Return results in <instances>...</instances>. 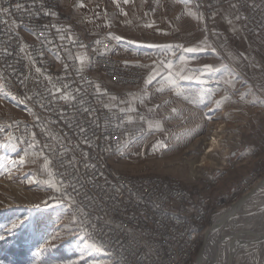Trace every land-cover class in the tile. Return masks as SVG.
<instances>
[{"label": "rangeland", "instance_id": "rangeland-1", "mask_svg": "<svg viewBox=\"0 0 264 264\" xmlns=\"http://www.w3.org/2000/svg\"><path fill=\"white\" fill-rule=\"evenodd\" d=\"M53 2L57 8L56 15L64 17L60 0ZM234 13L236 11L231 10L228 14L232 24L213 27L209 22L215 18L210 19L211 16L201 12L196 0H128L127 3L124 0H111L106 4V13L101 12V15L108 19V27L98 34L122 38L123 41H116L124 55L130 56V59H143L140 63L144 68L145 81L137 87L140 88L139 91L146 85L150 69L157 66L154 63L157 61L163 64L159 65V75L148 84L150 90L157 78L168 70V61L178 69L184 67L188 75L193 74L188 69L196 70L203 80L207 77L208 81L201 83L181 78L183 87L177 99L161 97L158 103L153 101L151 94H145L139 98L134 97L131 101L134 105L127 102L122 104L124 108L116 107L129 112L134 121L144 116L141 125L145 130L144 135L136 140L134 137L123 138L125 145L129 144L124 145L131 164L128 170L138 174L114 168L117 175L174 177L179 180L180 187L204 186V193L221 195L238 187L255 171L258 178L256 185L247 193H242L233 203L227 204V208L251 193L264 180V105L259 101L264 97V29L254 33L246 31L242 20L241 23L235 20ZM65 19L78 22L71 18ZM72 31L82 32V25L72 23ZM83 35H93V32L89 27L83 28ZM149 45L184 47H181L182 53L178 54L173 48L169 51ZM187 47L204 50L189 53L184 50ZM80 48L94 50V41H80ZM129 50L134 56L128 53ZM165 52L171 53L167 61L163 56ZM158 53L162 55L159 56ZM138 54H141L140 59ZM86 55L87 51L81 50L70 57L84 58ZM181 56L185 58L184 65H181ZM83 60L84 65H87L88 61ZM205 64L213 65L218 71L199 72ZM61 66V54H54V61L49 62V69L61 70ZM90 67H97V60H90ZM121 68H128V60H121ZM0 74V97H3L0 99L6 100L5 103L0 102V120L4 115V119L14 120V124H18V131H25V124L35 118V108L28 103H20V95L16 89L3 82L4 71H0ZM214 76L217 78L214 79ZM93 77L98 79V87L101 90L107 88L108 93L111 91L110 84L136 88V81L116 82L112 78L113 70L110 69L93 68ZM228 80L232 83H226ZM213 82L221 84V90L227 97L223 99L222 107L213 106L209 101L206 105V99L200 101V93L205 90V85L211 90ZM163 90L161 89L162 93ZM118 92L122 91L114 93ZM111 95L117 100L123 97L117 98L111 91L107 105ZM210 97L208 95V100ZM126 100L125 97L120 102ZM136 101L139 105H136ZM19 107L27 115L13 111ZM139 112H143V115H139ZM27 137H22V144H19L16 136L9 134L8 128L0 124V235L5 236L4 240H0V264L121 263L114 260L113 249L103 247L102 240L94 238L93 234L91 237L87 236L82 228H74L71 235L66 233V226H69L66 217L70 216L73 209L58 199V192L48 184L49 180L57 182L56 175L50 169L48 151H43L42 145H36L32 136L26 141ZM131 141L133 143L130 144ZM211 148L215 150L207 158L206 152ZM234 153L236 155L233 157ZM21 157L25 160L23 164L20 163ZM45 157L49 160L48 167H45ZM109 165L112 167L110 162ZM258 169L262 171H256ZM213 176L218 179L214 187L212 184L204 185ZM263 201L264 195H261L246 204L244 211L252 208L254 211L244 212L236 225L242 226L243 231L251 232L250 229L256 227V222L264 220V213L257 210ZM220 211V206L202 203V222L209 223L207 230L214 215ZM17 220H23L24 223L12 232H7ZM191 223L198 233L201 232L198 222ZM262 231H258L262 238H251L248 241L243 239L231 243L229 238L234 237V233L224 236L226 239L222 242L226 248L223 260L220 259L217 263L264 264ZM57 233L63 239L56 241L55 247L40 254V246ZM205 237L206 233L199 239L203 240L201 246L206 244ZM93 242L103 250L91 249ZM86 246H89L91 254L80 259L81 250ZM201 248L189 260L195 257L197 259Z\"/></svg>", "mask_w": 264, "mask_h": 264}, {"label": "built area", "instance_id": "built-area-1", "mask_svg": "<svg viewBox=\"0 0 264 264\" xmlns=\"http://www.w3.org/2000/svg\"><path fill=\"white\" fill-rule=\"evenodd\" d=\"M196 1L201 12L208 16L213 11L218 14L228 5H237L239 14L247 17L241 19L246 31L254 33L264 29V0ZM17 4L23 7L17 9ZM0 7L10 9L8 13H0V71H4L6 81H11L20 101L25 100L35 108V118L25 124V131H18V124L4 119V115L0 124L16 136L19 144H22V137L36 134L34 142L42 145L43 151H48L50 169L62 190L61 180L69 178L62 175L65 168L71 172L68 160L75 157L74 162L82 175L86 171L85 162L89 166L95 165L88 174L94 175L97 187L88 184L87 188L89 195L98 198V203L85 211L89 219L99 216L104 219L95 221L97 230H92L91 225L85 227L102 240L103 247L113 249L115 261L185 264V257L191 256L192 247H202L203 241L196 240L191 222H198L204 235L209 225L202 222V203L225 209L227 204L256 185V172L238 187L221 195L204 193V186L180 187L179 180L174 177L117 175L114 167L109 165V154L123 149L124 137L136 140L145 132L133 125L129 112L107 105L111 93L107 88L101 90L98 87L93 68L113 70L112 78L116 82L136 81L137 88L145 81L141 54H138L140 60L125 56L119 42L108 34L83 35V28L88 27L55 15L53 0H0ZM72 23L82 25V32L72 31ZM80 41H94V50L80 48ZM176 46H173L174 52L182 53L181 47ZM81 50L87 51L84 58L70 57ZM54 54H61V70L49 69ZM163 56L167 61L171 53L165 52ZM83 59L88 61L87 65ZM90 60H97V67H90ZM121 60H128V68H121ZM113 94L121 98L124 92ZM65 95L69 99L65 100ZM5 101L0 99V102ZM42 104L46 107H41ZM81 126L85 132L80 131ZM85 139L89 143H85ZM62 163L65 167H61ZM217 182L213 176L204 185L214 187ZM67 191L71 192V189ZM105 196L110 198L105 200ZM63 202L69 205L67 199ZM193 264H197V259H193Z\"/></svg>", "mask_w": 264, "mask_h": 264}, {"label": "snow or ice", "instance_id": "snow-or-ice-1", "mask_svg": "<svg viewBox=\"0 0 264 264\" xmlns=\"http://www.w3.org/2000/svg\"><path fill=\"white\" fill-rule=\"evenodd\" d=\"M124 2L127 3L128 0H124ZM16 7H17V9H19V8H22L23 5L17 4ZM231 7L234 9H237L236 13H234L236 21H240L241 19H244V20L247 19L246 16H242L239 14V10H238L237 5H231ZM9 11H10V9L7 7H0V13H8ZM216 14H217L216 11H213L211 14V18L214 19ZM228 23L232 24L233 21L229 20ZM63 38L64 37L62 36L61 39H63ZM113 39L119 40L120 38L119 37H113ZM97 43H100V42L97 41ZM149 47H162V48H165V49L170 51L173 48V45H164V46L149 45ZM176 47H184V46L183 45H177ZM184 50L186 52H189V53H195L197 51H203L204 49L198 48V47H187ZM42 54L43 53H41V55ZM173 55H175V53H173ZM179 59L181 61V65H184L185 58L183 56H181V57H179ZM154 63L157 66H154L150 69V73H149L147 81H146L148 84H151L152 81L156 78V76L159 75V65L163 64V62H161V61H157ZM141 67H143V65H141ZM166 67L168 70H170V75L168 77V80H169V82L174 84L175 81L172 80V73H171V70L174 68V65L171 61H168L166 64ZM36 71L40 72V69L37 68ZM187 71H191V72H193V74L192 75L186 74L185 68L180 67L175 72V75L180 76L184 80H198L201 83H208V81L203 80L201 78V75L196 70L188 69ZM215 71H218V69H216L213 65H210V64L203 65L202 68L199 70V72H203V73H211V72H215ZM0 76H2V74H0ZM21 83L23 84L24 82L21 81ZM226 83H232V81L228 80V81H226ZM65 87H67V86L65 85ZM233 87H234V85H233ZM57 91H59V89H57ZM201 95H202V93H201ZM0 98H3V97H0ZM63 98L65 100H67V99H69V96L65 95ZM26 99L31 100L32 98L26 97ZM112 99L115 100V97H112ZM225 99H227V97ZM20 103H25V100H21ZM217 104L219 105L220 101H217ZM41 107H46V105L42 104ZM122 111H123V109H122ZM174 111H175V109H174ZM37 119H39V117ZM80 131L85 132L86 130L81 126ZM32 137H33V140L35 141L36 134L33 133ZM84 142L89 143V141L87 139H85ZM45 147H51V145H45ZM25 155H27V153ZM81 155H82V157H86L85 153H81ZM45 159H47V157H45ZM74 160H75V157H73L72 159L67 161V165L71 167V172H68L67 168H65V172L62 174L65 177H69L67 180H61V184L63 185V190H62V187L57 185V182L55 180H49L48 184L52 188H55L57 192L61 193V196L58 197V199H60L61 201L67 199V201L69 203V207L73 209L70 216L66 217V219L69 220V226H66V229H65L66 233L71 235L73 233L74 228H82L83 231L85 232V234L87 236L91 237L92 232L90 231V229L88 227H85V225H91L92 230H97L95 221L104 219V217H102V216L89 219L88 218V212L85 211V208H90V209L94 208L95 205L98 203V198L96 196L89 195V190L87 188L88 184H92V186L94 188L97 187V185L95 184L94 175L88 174V173L92 172V170L95 168V165L89 166V164L87 162H85L84 168L86 171L82 175V174H80L79 169H78L76 163L74 162ZM24 162H25L24 157H21L20 163L23 164ZM45 167H48V165L46 164ZM61 167H65V165L62 163ZM85 177H86V179H85ZM69 188L71 189V192L67 191V189H69ZM81 190H83V191H81ZM73 193L75 195H73ZM79 197H83V199H78ZM109 198L110 197H107V196L104 197L105 200H107ZM85 201H87V204L84 203ZM77 214H79V215H77ZM23 223H24L23 220H17L15 222H13L11 227L8 228L6 231L12 232L14 229L19 227ZM4 239H5V236L0 235V240H4ZM61 239H63V237L59 233L54 234L48 240H46L43 245L40 246V248L38 249L39 253L43 254V253L47 252L49 250V248L55 247V242L59 241ZM90 248L97 250V251L103 250V248L98 247L95 242H93L90 245ZM90 248H89V246H86L84 249L81 250L80 259H84V257L86 255L91 254ZM37 264H39V262H37Z\"/></svg>", "mask_w": 264, "mask_h": 264}, {"label": "crops", "instance_id": "crops-1", "mask_svg": "<svg viewBox=\"0 0 264 264\" xmlns=\"http://www.w3.org/2000/svg\"><path fill=\"white\" fill-rule=\"evenodd\" d=\"M111 1V0H60L61 3V9H62V15L66 18H71L73 20L78 21L82 25H88L89 29L93 33H100L103 32L104 30L107 29L108 27V19L105 18V16L101 15V12L106 13V4ZM231 10L237 11V9H234L231 7V5H228L226 8L222 9L218 15L215 16V19L210 23L211 26L213 27H218L221 24L222 25H228L229 17L228 14L230 13ZM208 19V18H207ZM212 19V18H210ZM241 23V20H240ZM221 25V26H222ZM118 37V36H117ZM120 38V37H119ZM120 40L123 41L122 38ZM141 50V49H140ZM143 50V49H142ZM147 50V49H146ZM178 70L177 66H174V68L171 70L172 73V80L175 81V83H171L168 80V77L170 75V70H166L161 74L155 83L152 85V89L150 90L148 88V83L144 87H142L139 91L137 88H128V87H122L114 84H110L109 88L111 91L116 92V91H122L124 92L123 97L120 100H113L111 95L108 100V105L112 107H117V106H122V104H126L127 102H130L134 99V97H138L140 95L144 96L151 94L153 101L158 102L161 101V97L165 98H171L175 97L176 99L178 98L179 94L181 93V89L183 87V83L181 81V77L175 75V72ZM214 79L217 78V76L213 77ZM262 79L264 81V68H263V76ZM207 80V77H206ZM208 85H205V90H202L200 93V101H204L203 99H206L205 103L206 105L208 104V101L211 105L217 106V101H220V106L222 107L223 105V99L225 98V94L223 90H221V84L217 82H213L210 86L211 90H208L207 88ZM262 88L264 89V84H262ZM163 90V93L161 91ZM109 91V93H111ZM165 91V92H164ZM180 91V92H179ZM264 91V90H263ZM208 95H210V100H208ZM141 96V97H142ZM264 96V95H263ZM127 98L126 102H120L123 98ZM251 99V98H249ZM113 101V103H112ZM259 101H261L264 105V97L261 98ZM133 103V102H131ZM135 103H133L134 105ZM136 105H139L138 102L136 101ZM211 106V107H213ZM20 108V107H19ZM15 108L13 111L15 113H19L22 115H27V112L24 111L22 108ZM124 108V107H123ZM221 114V113H220ZM219 114V115H220ZM144 117V116H143ZM139 118V120L134 121L133 120V125L136 127L141 128L144 132V128L141 125L142 122L144 121V118ZM134 141V140H133ZM133 143L132 141L130 144ZM126 145H129L128 143ZM125 145V146H126ZM123 147V149L117 151L116 153L109 154V162L112 167H114L116 170L125 172V173H131V174H138V172L130 171L128 170L129 167H131L129 161V156L127 154V149L126 147ZM44 156V155H43ZM47 165H48V158L46 160ZM127 171V172H126ZM232 188V187H231Z\"/></svg>", "mask_w": 264, "mask_h": 264}, {"label": "bare ground", "instance_id": "bare-ground-1", "mask_svg": "<svg viewBox=\"0 0 264 264\" xmlns=\"http://www.w3.org/2000/svg\"><path fill=\"white\" fill-rule=\"evenodd\" d=\"M198 2V1H197ZM199 6V5H198ZM56 11H57V8L55 7V15H56ZM136 51V50H135ZM128 52V51H127ZM130 55L134 56L130 50L129 52ZM4 83H6V85L9 87L11 86V81H6V77H5V80L3 81ZM17 91V90H16ZM221 131V130H220ZM219 131V132H220ZM30 139V136H28L26 138V141H29ZM215 140V139H214ZM126 141L123 140V146L125 145ZM214 148H211L209 149L208 152H206V156L208 158V155L212 152H214ZM246 206V205H245ZM227 208V207H226ZM225 208V209H226ZM244 208V207H243ZM221 210L220 213H217L216 215H214V218H213V221H214V224L212 227H209L208 229V232H207V236H208V241L206 243V246L204 248V251L202 252V256L199 258L198 262L201 263V264H213L212 262L214 260H206V259H210V255L213 256V253H214V250H215V247H216V251L218 253V260H216L214 262V264H218L217 262L220 261V259L223 260V252L225 250V244L222 242L224 241V239H226V237L224 238V235H225V231L227 230L228 234H233L234 233V237H230L229 238V241L232 243V242H236V241H239V240H243L244 241H248L250 240L251 238H262V234L258 231H262L264 229V220L263 221H258L256 222V227L254 229H250L251 232H246V231H243V228L242 226H239V225H236L238 224V218L240 216H242V214L245 212L244 210L245 209H242L241 211L239 212H233V214H231L229 216L228 215H225L223 216L222 215V211L224 212V210ZM253 209V208H252ZM257 209V208H256ZM228 221V222H227ZM241 225V224H240ZM239 226V227H238ZM191 230L193 232V235H196V240H199L201 237L203 238L204 236V232H197L196 229L194 228L193 224L191 223ZM216 231V233H215ZM233 231V232H232ZM197 233V234H196ZM262 233H264V231H262ZM221 235L222 238H221ZM94 238H97L96 235H93ZM223 239V240H222ZM253 240V239H252ZM251 242H254V241H251ZM227 246V245H226ZM199 247H192L191 249V256H186L185 257V264H193V260H189L191 259L193 253L198 250ZM250 248V247H249ZM197 253V252H196ZM200 253V252H199ZM205 255V259H203V256ZM199 256V254H198ZM196 259V257H195ZM198 259V257H197ZM201 259V260H200ZM121 263L119 264H123L122 261H120ZM223 262V261H222ZM223 264V263H222Z\"/></svg>", "mask_w": 264, "mask_h": 264}, {"label": "water", "instance_id": "water-1", "mask_svg": "<svg viewBox=\"0 0 264 264\" xmlns=\"http://www.w3.org/2000/svg\"><path fill=\"white\" fill-rule=\"evenodd\" d=\"M236 154H232V156L234 157ZM261 195H264V180L251 192L249 193L248 195L244 196L242 199H240L238 202L232 204L231 206H229L226 210H224V212H222V215L225 216V215H228L229 216L231 214H233V212H239L241 211L242 209H244L243 207H245L246 204H249L251 201H253L255 198H257L258 196H261ZM257 210H261V212L264 213V201L261 202L260 206H258V209ZM252 211H254L253 209H248L245 211V213H251ZM244 213V214H245ZM214 224V221H212V224L210 227H212ZM228 230V229H227ZM227 230L225 231V235L224 236H227L229 235ZM208 232V230H207ZM206 232V237H205V243H207L208 241V234ZM246 232H249V231H246ZM223 235H221V238H222ZM206 246V244H205ZM205 246H202L201 250H200V253H199V256H198V259H197V264H201L198 262L199 258L202 256V252L204 251V248ZM204 247V248H203ZM210 259H206V260H214L212 263L214 264V262L216 260H218V253L216 251V247H215V250H214V253H213V256L210 255ZM203 259H205V255L203 256ZM201 260V259H200Z\"/></svg>", "mask_w": 264, "mask_h": 264}]
</instances>
